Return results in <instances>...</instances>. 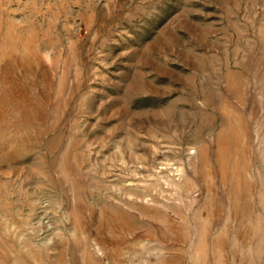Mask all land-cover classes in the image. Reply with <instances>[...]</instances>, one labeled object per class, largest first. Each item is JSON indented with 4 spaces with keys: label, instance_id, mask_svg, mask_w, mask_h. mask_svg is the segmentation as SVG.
Masks as SVG:
<instances>
[{
    "label": "rangeland",
    "instance_id": "1",
    "mask_svg": "<svg viewBox=\"0 0 264 264\" xmlns=\"http://www.w3.org/2000/svg\"><path fill=\"white\" fill-rule=\"evenodd\" d=\"M0 264H264V0H0Z\"/></svg>",
    "mask_w": 264,
    "mask_h": 264
}]
</instances>
